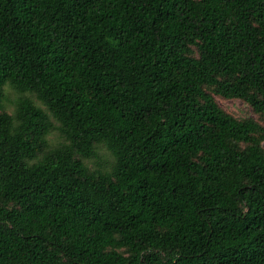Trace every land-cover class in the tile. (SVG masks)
I'll list each match as a JSON object with an SVG mask.
<instances>
[{
  "label": "trees",
  "instance_id": "trees-1",
  "mask_svg": "<svg viewBox=\"0 0 264 264\" xmlns=\"http://www.w3.org/2000/svg\"><path fill=\"white\" fill-rule=\"evenodd\" d=\"M0 264H264V0H0Z\"/></svg>",
  "mask_w": 264,
  "mask_h": 264
},
{
  "label": "rangeland",
  "instance_id": "rangeland-1",
  "mask_svg": "<svg viewBox=\"0 0 264 264\" xmlns=\"http://www.w3.org/2000/svg\"><path fill=\"white\" fill-rule=\"evenodd\" d=\"M10 97L15 98L16 94H11ZM218 101L228 112L239 118L252 117L254 119L260 120L259 115L253 111L252 107L241 99L218 97ZM9 108L13 109V105H10ZM52 137L57 138V135L53 134ZM100 154L104 156L107 154V152L106 150H101Z\"/></svg>",
  "mask_w": 264,
  "mask_h": 264
}]
</instances>
